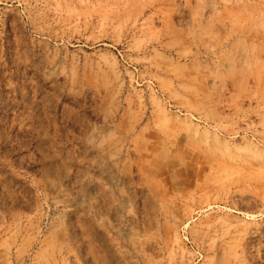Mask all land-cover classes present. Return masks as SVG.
I'll list each match as a JSON object with an SVG mask.
<instances>
[{"label": "rangeland", "instance_id": "obj_1", "mask_svg": "<svg viewBox=\"0 0 264 264\" xmlns=\"http://www.w3.org/2000/svg\"><path fill=\"white\" fill-rule=\"evenodd\" d=\"M0 264H264V0H0Z\"/></svg>", "mask_w": 264, "mask_h": 264}]
</instances>
